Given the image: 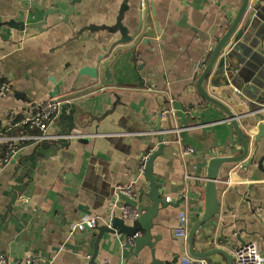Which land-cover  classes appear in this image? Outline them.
Wrapping results in <instances>:
<instances>
[{
    "label": "crops",
    "instance_id": "1",
    "mask_svg": "<svg viewBox=\"0 0 264 264\" xmlns=\"http://www.w3.org/2000/svg\"><path fill=\"white\" fill-rule=\"evenodd\" d=\"M144 1L45 0L46 8L60 11L45 18L44 11L24 0H0V79L13 94L0 98V136H19L13 134L19 128L27 131L13 123L34 105L56 99L61 102L57 119L40 133L45 140L71 143L63 158H50L43 151L35 153L39 141H25L0 166V256L8 264L28 257L43 264H89L98 235L89 221L97 219L101 227L123 218L116 187L133 186L136 199L139 191L150 192L139 173L140 157L147 151L149 124L157 121L164 104L172 117L163 118L161 127L175 133L167 134V147L153 168L156 187L169 204L153 219L154 254L148 247L136 252L126 234H106L95 264H179L182 256L192 257L188 238H177L174 232L180 213L188 216V235L204 214L207 167L199 174L201 180L195 176L197 166L242 154L227 114L192 90L242 0H147L148 21ZM246 19L226 46L229 59L217 63L205 86L234 113L250 114L264 105V3L247 29ZM118 23L130 35L147 26V35L112 65L118 86L91 90L95 82L81 71L113 55L121 39L114 33ZM253 113L239 122L251 143L249 154L240 163L221 167V208L215 220L197 231L198 251L208 249L207 238L215 237V247L235 255L240 237L245 245L257 243L264 256V139L255 145ZM3 148L7 146L0 144V163ZM189 149L193 153L187 154ZM142 206H152L148 197ZM124 221L134 226L133 220ZM220 237L230 238V244H222ZM205 259L227 264L222 255Z\"/></svg>",
    "mask_w": 264,
    "mask_h": 264
},
{
    "label": "water",
    "instance_id": "2",
    "mask_svg": "<svg viewBox=\"0 0 264 264\" xmlns=\"http://www.w3.org/2000/svg\"><path fill=\"white\" fill-rule=\"evenodd\" d=\"M179 1L183 3L185 2V0H179ZM29 2H30L29 0H24V3H27L28 6L32 5L33 8L37 7L39 11H44L45 18H47L49 15L60 13L59 10L55 11V9L46 8L45 0L44 3H42V5H38L37 1H35V3H29ZM262 3H264V0H242L241 7L234 21L232 22L226 34L218 42L206 68L204 69L201 76L198 78L195 88L192 90V92L198 93V95L208 103L220 107L227 114L228 119L232 122L234 126L236 135L242 146V154L238 157H232V158L215 157L213 159H210L209 161L205 160L204 162L200 163L197 166V172L195 175L196 178L201 180L203 179L201 178V176H199V174L201 173L202 169H204L205 167H207V174L206 177L203 179L206 182L205 211L203 216L200 218V220L197 221L195 225L191 228L188 235L189 254L196 259H204L214 255H222L223 257L226 258L227 264H234V255H232V253L228 252L227 250L221 247H215L217 246V240H218L215 239V237H213L211 240L207 238V240L209 241L208 249L203 251H198L195 247L197 242L196 233L201 227L206 225L208 222L215 220L217 215L219 214L221 208V201L218 196L219 194L218 183H219V172L221 167L227 163H240L243 160H245L249 154L251 143L248 139L247 133L244 131L241 123H239L241 119H244V117L249 116L251 113L254 112L253 114L256 115L257 121L255 120L254 122H251L250 127H253L254 129L257 130L254 141L255 145L259 144L261 140L264 139V105L261 106L256 111L251 112L250 114L244 112L234 113L229 107H227L222 102L214 99L212 96L209 95L205 83H207V81L211 77V74L215 70L217 63L219 65V62L222 63L225 59L227 60L229 59L227 55L229 49H227V52H225L226 46L231 40V38L234 36V34L237 32L240 24L243 22L245 18H247L244 26V28L247 29L252 24V22H254V18L256 15V8H258ZM144 5H147L144 7L148 21V17H149L148 9L150 6L147 0L144 1ZM46 23L47 20H44L42 24H46ZM10 26L15 28L21 27L23 29L25 25L24 23H20V25L16 23H10ZM30 27L33 28L35 27V25L28 26V28ZM114 33H120L121 39L117 41V43L115 44V48L112 49V52H114L113 55H111L110 58L108 56L105 60L99 59L95 67H86L81 71V75H86L95 82V85H93L91 90L111 88V87H115V85L118 86L114 81L112 65L117 62L120 54H123L127 51H134L136 49L139 43L144 39L145 35H147V26L145 27V29H143V31L141 30V27H138L137 31L133 35H130L129 28L123 27L118 23L117 29L114 30ZM129 43L130 45L128 46L127 44ZM230 70H231V65H229L228 71ZM16 94L22 95L19 93ZM9 95L12 96L13 94L11 93ZM173 109L177 110V106L174 105ZM157 117L158 118L156 122H152L151 124H149L152 127V130L147 132L148 133L147 135L149 136L148 140L146 141L147 151L142 153L140 157V166H139V171L144 166L143 173L140 172L139 173L141 176H143L145 181L149 183L150 192L145 193L144 191H139L138 192L139 196L136 199L135 197H137V194L134 198H132L130 196L123 194L120 191H116L118 207L121 208L122 210L126 207L136 209L137 212L140 214V216L137 221H134L135 222L134 226L131 228L125 225L124 217L122 219L114 218L112 220L111 227L98 226L95 229L98 232L97 239L94 243L95 253L91 258L89 264H95L99 250V243L106 234L117 235L120 232L126 234L128 237H130V239L133 240L140 231H143L144 233L143 235H140L133 240L135 242L136 252H140L144 247H148L151 250L152 254H154V243L152 242L153 238L151 236L153 219L155 218L160 208H165L166 206H169V204L164 203L161 194L158 188L156 187L155 181L153 179V168L156 159L163 155L164 150L167 147L166 144L169 142L167 134L175 133L174 128L163 129L161 127L163 118L166 119L172 117V111L170 107L166 106L165 104L161 105L157 113ZM75 124L81 127V122H78V120L75 121ZM72 132L73 129L71 128L70 135L72 134ZM70 146H71L70 142L64 143L58 139H48V140L43 139L40 140L38 143H36L35 153L37 154L38 152L43 151L44 154L50 158L53 157L63 158L64 154L68 152ZM145 158H146V162L144 161ZM60 161L61 160H59V163H62ZM143 197H148L150 199V202L152 203L151 207L142 206ZM12 205L13 203L9 206L8 213L12 212L13 210ZM219 240L222 244H230V238L224 239L223 237H220ZM236 240L241 244V246L245 245V242L242 239H240V237H236Z\"/></svg>",
    "mask_w": 264,
    "mask_h": 264
},
{
    "label": "built area",
    "instance_id": "3",
    "mask_svg": "<svg viewBox=\"0 0 264 264\" xmlns=\"http://www.w3.org/2000/svg\"><path fill=\"white\" fill-rule=\"evenodd\" d=\"M12 89L9 84L3 83L0 79V98L5 97L7 94L11 93ZM61 106V102L56 99H50L48 101L42 102L38 105H34L31 108V111L21 120H18L13 123V127H18L23 125L29 130L38 129L40 132L45 133L47 129L55 122L57 119L59 108ZM11 119H14L15 114L10 115ZM44 139L43 135L40 136H10L4 137L0 136V144H5L7 146L5 152V158L0 163V166L4 165L8 162V159L13 157V155L19 150L22 142L25 141H34L38 142ZM193 153L192 149H189L187 154ZM146 162V158L144 159ZM144 166L140 170V173H143ZM116 191H120L123 194L134 198L136 196L135 190L133 186H117ZM122 216L126 219H130L133 221H137L140 214L136 209H132L130 207H126L123 209ZM100 221L97 219H92L89 221V225L92 229L97 228L100 224ZM108 227H111V224H107ZM189 231V223L188 216L185 212L179 214V225L175 230V236L177 238H181L187 240ZM138 233L136 237L140 236ZM134 238V239H135ZM133 239V240H134ZM132 240V241H133ZM234 264H264V256L261 255L260 248L257 243L252 242L248 245L240 246L234 252ZM0 264H8L7 259L3 256H0ZM20 264H43L39 260L33 258H26ZM104 264H110L109 262H105ZM179 264H209L207 259H196L190 256H182L179 260Z\"/></svg>",
    "mask_w": 264,
    "mask_h": 264
},
{
    "label": "trees",
    "instance_id": "4",
    "mask_svg": "<svg viewBox=\"0 0 264 264\" xmlns=\"http://www.w3.org/2000/svg\"><path fill=\"white\" fill-rule=\"evenodd\" d=\"M13 131H14L13 134L19 135V136H21L23 134L24 135H31V136H40L41 135V133L38 129H35L32 131L27 129V131H26L24 128H19V129L13 130ZM18 131H20V133ZM3 149H5V152H6V148H3Z\"/></svg>",
    "mask_w": 264,
    "mask_h": 264
}]
</instances>
